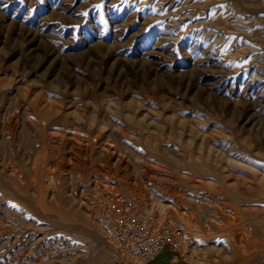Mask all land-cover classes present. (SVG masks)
<instances>
[{"label": "rangeland", "instance_id": "obj_1", "mask_svg": "<svg viewBox=\"0 0 264 264\" xmlns=\"http://www.w3.org/2000/svg\"><path fill=\"white\" fill-rule=\"evenodd\" d=\"M0 138V264H132L104 188L171 206L153 264H264V0H0Z\"/></svg>", "mask_w": 264, "mask_h": 264}, {"label": "built area", "instance_id": "obj_2", "mask_svg": "<svg viewBox=\"0 0 264 264\" xmlns=\"http://www.w3.org/2000/svg\"><path fill=\"white\" fill-rule=\"evenodd\" d=\"M118 254L132 264H153L164 252L180 251L185 232L137 192L121 195L108 188L92 210Z\"/></svg>", "mask_w": 264, "mask_h": 264}, {"label": "bare ground", "instance_id": "obj_3", "mask_svg": "<svg viewBox=\"0 0 264 264\" xmlns=\"http://www.w3.org/2000/svg\"><path fill=\"white\" fill-rule=\"evenodd\" d=\"M234 30V29H233ZM260 37V36H259ZM112 104V102H110L109 101V103H107V105L108 106H110L111 104ZM128 103V102H127ZM49 104V103H48ZM41 105V104H40ZM8 107V106H7ZM39 107V106H38ZM104 109H105V107H104ZM6 111V110H5ZM143 112V111H142ZM144 113V112H143ZM3 115H4V113H3ZM11 115V114H10ZM135 115V114H134ZM173 115V114H172ZM12 116V115H11ZM4 117V116H3ZM135 117V116H134ZM12 118V117H11ZM6 119H8V118H5L4 119V121L6 120ZM15 119V118H14ZM179 119V118H178ZM3 121V122H4ZM10 121V120H9ZM15 121V120H14ZM135 121V120H134ZM3 122H2V124H3ZM11 123V122H10ZM17 123V122H16ZM135 123H136V121H135ZM138 124V123H137ZM14 125V124H13ZM17 125V124H16ZM15 127V126H14ZM138 127V126H137ZM146 127V126H145ZM139 128V127H138ZM10 129V128H9ZM69 129V128H68ZM13 130V129H12ZM70 130H72L73 132H78V130L76 129V128H74V127H72V129H70ZM8 131V130H7ZM140 131V130H139ZM213 131V130H212ZM11 132V131H10ZM146 132V131H145ZM9 133V132H8ZM125 134V133H124ZM5 136V135H4ZM2 138V137H1ZM0 138V139H1ZM158 138V137H157ZM2 140V139H1ZM151 140V139H150ZM148 141L147 143L149 144V146H151L152 147V149L154 148V140L153 141ZM3 141V140H2ZM11 141H12V139H11ZM5 142V141H4ZM8 142H9V140H8ZM109 143H111L110 141H108ZM157 142V141H156ZM114 144V143H113ZM157 144V143H156ZM2 145V144H1ZM119 145H121V146H119ZM4 146V145H3ZM10 146V145H9ZM116 146H118V147H122V144H119V143H116ZM159 146V145H158ZM1 147V146H0ZM14 147V146H13ZM126 147H128V146H126ZM156 147H157V145H156ZM10 148V147H9ZM12 148V147H11ZM134 148V147H133ZM7 149V148H6ZM13 149V148H12ZM122 149V148H121ZM168 149H169V147H168ZM106 150H107V147H106ZM111 150V149H110ZM159 150L162 152V154L164 155V156H166V157H168V158H170L172 161H178L179 159H178V157L176 156L177 154H174L172 151H170V152H168L167 151V153H166V150H167V148L164 146L163 148L162 147H159ZM3 152H5V151H3ZM159 152V151H158ZM121 154V153H120ZM161 154V155H162ZM2 156H4V155H2ZM7 157V156H6ZM247 157V156H246ZM106 158V157H105ZM199 158V157H198ZM3 159H4V157H3ZM245 159V158H244ZM180 161V160H179ZM116 162V161H115ZM207 163V162H206ZM258 164V163H257ZM204 166H205V164H204ZM204 166L202 165V164H199V163H194V164H192L191 165V168L193 169V170H195V171H197V172H205V173H207V172H209V171H207V168H204ZM258 166V165H257ZM190 167V166H189ZM256 167V166H255ZM259 167V166H258ZM257 169V168H256ZM155 197V196H154ZM156 203H157V208H158V210H159V215L160 216H162V215H164V214H166V211H170V205H168L167 203H165V202H163V201H161L159 198H156ZM202 207V206H201ZM206 207V206H205ZM206 208H204V211H205V213H206V210H205ZM82 212V211H81ZM209 212V211H208ZM78 214H80V216L83 218V216L81 215V213H78ZM83 214V213H82ZM209 214V213H208ZM76 217H77V215H76ZM163 217V216H162ZM208 219V218H207ZM206 224V223H205ZM204 224V225H205ZM95 226V225H94ZM208 226V225H207ZM87 229V231H88V233L87 234H89L90 236H93L94 238H96V235L97 234H95V232L96 231H94V230H92L91 228H86ZM98 239V238H97ZM112 248V247H111ZM193 250V249H192Z\"/></svg>", "mask_w": 264, "mask_h": 264}]
</instances>
